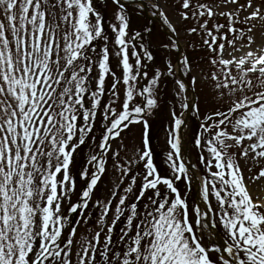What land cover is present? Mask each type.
I'll return each instance as SVG.
<instances>
[{
    "label": "snow or ice",
    "instance_id": "obj_1",
    "mask_svg": "<svg viewBox=\"0 0 264 264\" xmlns=\"http://www.w3.org/2000/svg\"><path fill=\"white\" fill-rule=\"evenodd\" d=\"M112 3L114 40L94 0H0V264H264V199L248 186L264 180V0H132L170 33L165 50L181 51L170 12L195 21L211 53L203 113L189 57L152 68L155 25L130 31L127 0ZM165 77L181 111L162 174L150 119Z\"/></svg>",
    "mask_w": 264,
    "mask_h": 264
},
{
    "label": "rangeland",
    "instance_id": "obj_2",
    "mask_svg": "<svg viewBox=\"0 0 264 264\" xmlns=\"http://www.w3.org/2000/svg\"><path fill=\"white\" fill-rule=\"evenodd\" d=\"M209 2H216V0H209ZM243 2V0H241ZM103 4L104 10L103 13L111 16L112 23H115V12L117 10V7L115 4L112 3L111 0H97L96 4ZM98 10L100 9L99 6H97ZM129 17H130V31L135 32L137 30H141L143 26L149 25L148 20L144 13H139L135 7L130 8V11H128ZM170 19L173 21V23L176 25L178 32H179V43L181 46V51L178 53L176 50H165L161 45L163 43H166L168 41V38L166 36H163L162 30L160 31V25H155L154 32L151 36V46L154 47L155 51L157 52V61L155 63V67L161 68V70L164 69L165 61L170 59L173 61L175 57L182 56L186 54L189 58H191L192 63V75H196L198 77V80L200 81L199 87L197 89V95L199 96L200 100L199 102L202 105L201 111L202 113L206 111V99L209 95V90L207 85L204 83L203 80H200V77L206 75L210 69L211 65L209 64L208 58L211 55L207 47H202V38L201 35L198 34H191L189 35L187 32L188 27H194L196 26L195 21L189 20V21H180L178 17L174 14V12H170ZM217 20H219L220 23H225L226 21L222 18L217 17ZM151 26V22H150ZM209 27H212V23H209ZM105 28L108 29V34L110 36H113L111 33V29L108 28L107 23L105 22ZM114 40V36H113ZM102 43V42H101ZM195 44V49L192 47V45ZM112 51L114 53L115 46H111ZM175 51L177 53H175ZM166 57V59H164ZM155 59V60H156ZM111 63L113 70L117 71V74H120V70L118 68L119 61L115 57V55L111 58ZM151 63V62H149ZM177 63V61L174 63V65ZM151 72V70H150ZM183 79L187 80L188 77H183ZM111 77L108 78V84H111ZM143 83V81H142ZM174 83L172 81L171 77H165L161 80V92L159 95V108L155 111V115L151 117V143L153 150L155 152V156L157 157V149L158 151V157L159 159H155L156 164H159L161 168L159 170L162 174H167L169 169L167 168L165 164V156L169 150V146L167 144V138H168V128L170 126V122L172 121L171 111L173 109V106H175V111L177 114L181 111L179 102L174 100ZM121 93H123V87L121 86ZM137 99H140L139 97ZM105 100H107V97H105ZM187 115V113H186ZM188 119V127L183 129L184 132V139H185V151L188 156L191 157V160L193 162L196 161V152L197 150L192 147V137L193 133L196 129V120L191 116ZM194 120V121H193ZM158 125V126H157ZM100 128L99 121L97 122V130ZM141 132H142V126L141 125H133L130 130H126L123 134L127 140V143L129 144L130 148L132 145H139L140 138H141ZM156 147V148H155ZM89 150L87 146H84L81 150V152L76 157V163L77 167H80V165L84 162V156L85 153H87ZM193 153V154H192ZM111 163V161H110ZM264 163V162H262ZM242 166L244 167V173L245 176L249 175H255L258 170L259 166L253 167V164L251 161L248 162L247 165H244V161H241ZM248 167H253V171L251 173L248 172ZM109 176H111V173H109ZM107 182V178H106ZM249 189L252 192L254 196L260 195L262 199H264V180L257 181L256 183H252L249 181L248 183ZM108 187H111V184L108 185ZM79 191V189H78ZM105 188L102 184L100 186V190L97 191V195H103L105 194ZM183 191V190H182ZM196 189H193L192 195L190 197V200L196 199ZM76 199V196H73V200ZM78 232L83 233L84 227L81 226L80 229H78Z\"/></svg>",
    "mask_w": 264,
    "mask_h": 264
}]
</instances>
